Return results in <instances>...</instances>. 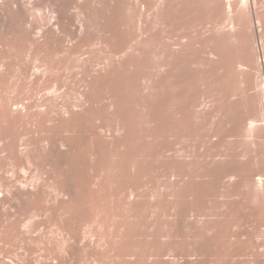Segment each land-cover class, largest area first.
I'll return each instance as SVG.
<instances>
[{
  "label": "rangeland",
  "instance_id": "1",
  "mask_svg": "<svg viewBox=\"0 0 264 264\" xmlns=\"http://www.w3.org/2000/svg\"><path fill=\"white\" fill-rule=\"evenodd\" d=\"M244 1L0 0V264H264Z\"/></svg>",
  "mask_w": 264,
  "mask_h": 264
},
{
  "label": "bare ground",
  "instance_id": "2",
  "mask_svg": "<svg viewBox=\"0 0 264 264\" xmlns=\"http://www.w3.org/2000/svg\"><path fill=\"white\" fill-rule=\"evenodd\" d=\"M256 1V0H255ZM255 1L254 0H245L244 1V5L247 6V8L249 7L250 8V5L253 7V10L251 11V14L253 13V16H257V12H256V9H255ZM228 6H229V9L231 10L235 4L232 3V2H229L228 3ZM237 7V6H236ZM225 14V13H224ZM257 14V15H256ZM228 22V21H227ZM233 23V22H232Z\"/></svg>",
  "mask_w": 264,
  "mask_h": 264
}]
</instances>
